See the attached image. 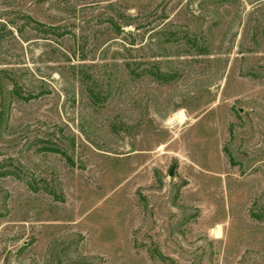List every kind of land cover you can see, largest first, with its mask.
<instances>
[{"label":"rangeland","instance_id":"1","mask_svg":"<svg viewBox=\"0 0 264 264\" xmlns=\"http://www.w3.org/2000/svg\"><path fill=\"white\" fill-rule=\"evenodd\" d=\"M0 104V264H264V0H0Z\"/></svg>","mask_w":264,"mask_h":264},{"label":"bare ground","instance_id":"2","mask_svg":"<svg viewBox=\"0 0 264 264\" xmlns=\"http://www.w3.org/2000/svg\"><path fill=\"white\" fill-rule=\"evenodd\" d=\"M174 119H175V117H174L173 119H171V120H174ZM181 121H182V120H181ZM172 122H173V121H172ZM180 123H181V122H180ZM217 234H218V235H217V237H218V238H220V237H221V235H220V234H221V232H220V230H219V229L217 230Z\"/></svg>","mask_w":264,"mask_h":264},{"label":"water","instance_id":"3","mask_svg":"<svg viewBox=\"0 0 264 264\" xmlns=\"http://www.w3.org/2000/svg\"><path fill=\"white\" fill-rule=\"evenodd\" d=\"M0 112H1V104H0ZM173 172L171 171L170 176H172Z\"/></svg>","mask_w":264,"mask_h":264},{"label":"trees","instance_id":"4","mask_svg":"<svg viewBox=\"0 0 264 264\" xmlns=\"http://www.w3.org/2000/svg\"><path fill=\"white\" fill-rule=\"evenodd\" d=\"M17 94V93H16ZM18 95V94H17Z\"/></svg>","mask_w":264,"mask_h":264}]
</instances>
